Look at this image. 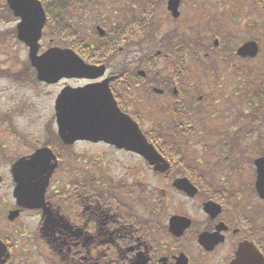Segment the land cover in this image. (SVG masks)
Returning <instances> with one entry per match:
<instances>
[{"label":"flooded vegetation","instance_id":"obj_1","mask_svg":"<svg viewBox=\"0 0 264 264\" xmlns=\"http://www.w3.org/2000/svg\"><path fill=\"white\" fill-rule=\"evenodd\" d=\"M101 1L70 0L69 20L62 9L49 10L50 18L56 27H81L89 6ZM188 1L181 0L175 20L165 10L168 0H113L124 22L132 7L149 36L158 29L135 44L160 45L107 53V63L97 65L106 67L104 77L56 85L15 81L43 95L52 114L38 131L41 118H0V264H264V197L257 189L264 122L251 109L232 115L226 103L212 101L213 94L204 93L211 76L191 74L181 47V64L171 67L164 30H178L170 29V20L186 23ZM18 22L0 6L1 24ZM108 80L118 108L155 147V163L104 141L63 142L54 110L58 94L72 82L78 88ZM214 106L218 115H208ZM39 149L52 153L43 163L52 167L45 199L39 209L22 208L11 169Z\"/></svg>","mask_w":264,"mask_h":264},{"label":"water","instance_id":"obj_2","mask_svg":"<svg viewBox=\"0 0 264 264\" xmlns=\"http://www.w3.org/2000/svg\"><path fill=\"white\" fill-rule=\"evenodd\" d=\"M16 17L21 19L18 24V39L29 48L31 66L36 69L38 80L47 84H56L63 79H98L105 74V67L86 64L73 50L51 48L39 55L40 40L46 25L47 15L38 0H7ZM179 0H170L168 9L178 18ZM101 36L104 30L98 29ZM216 44L218 42L216 41ZM259 45L250 41L241 46L237 54L241 57L255 58L259 54ZM82 64L88 72L75 75L62 73L65 60ZM109 80L104 83L91 84L84 88H66L56 101V113L59 133L66 144H73L78 140H103L117 147L137 152L155 163L159 156L154 147L148 143L138 125L117 106L111 90ZM97 114L100 119L88 118ZM72 120V131H69V120ZM51 154L48 149L38 150L30 159L21 158L13 165L16 188L14 197L18 204L25 208H40L44 200L47 183L43 184L41 176L50 173L49 166L44 169L43 162ZM50 156V155H49ZM41 160L39 167L31 166L34 160ZM259 179L258 191L264 195V160L257 162ZM49 177V175H48ZM48 180V178H47Z\"/></svg>","mask_w":264,"mask_h":264},{"label":"rangeland","instance_id":"obj_3","mask_svg":"<svg viewBox=\"0 0 264 264\" xmlns=\"http://www.w3.org/2000/svg\"><path fill=\"white\" fill-rule=\"evenodd\" d=\"M0 2H3V0H0ZM204 2L205 8L203 9L194 8L191 3L186 5V23L191 25V28L198 27L200 23H203L201 24L202 34L210 43L214 42L215 39L212 38L215 35H222V37H225L230 42L233 55H235L234 51L245 42L258 41L260 43L262 53L254 60L242 61L233 59L229 62L227 61V57L230 55L221 50L217 52V55L222 58L215 56L212 59L208 58L206 60L204 55H202L201 60L205 64L203 67H199L193 60H190L189 63V67L193 69L192 71H196L199 74L201 70H207L208 75L211 76L214 86L211 82L210 84L208 83L207 87H209V90H204V93H212L213 100H221L220 96H222L223 103L231 102L230 108L232 107V111H243L245 113L248 109L245 104V95L247 93L253 94L258 83L259 75L264 72V10H262L257 0H204ZM120 5L121 7L123 6L121 2ZM116 7L117 5L113 1L102 0L101 6L95 11V14L88 13L89 19L84 26L89 30L91 36H94V33L96 34L95 29L97 26H101L107 30L112 23L117 22L114 13ZM171 24L174 23L170 20V29L173 27ZM14 30H16L15 24L0 23V35H2L3 41H7L5 37H9V41L12 42L14 39ZM197 30L199 31V29ZM170 33L164 30L165 35H170ZM233 37L234 39L231 41ZM50 39L46 37V40L42 42L45 48L49 46ZM51 45L61 47L57 43ZM158 45L159 43H152L148 48H153ZM8 46L7 43L3 45L4 48ZM146 49L147 46L137 44H134L130 48V50L136 53H143ZM11 53L14 56V60L18 59L24 64L27 63L28 50L24 46H12ZM5 60L6 58L0 59V64L4 63ZM10 65L11 61L9 63L5 62L2 67H8ZM210 67L217 69H209ZM223 77H225L224 82H226L227 86L220 84L223 81L221 80ZM69 84L74 86L73 82ZM218 85L227 87V89L222 92L220 90L215 91ZM53 89L58 91L60 87ZM236 92L239 93L237 94ZM236 94L237 99L235 98ZM42 96L39 97L34 89L28 87V85H18L8 79H0V113L4 115L10 114L14 122L19 123H24L30 117L41 118L36 125L35 130L37 131L40 130L43 121L52 114L49 101ZM32 106H36V108L33 109ZM3 172V170H0V175Z\"/></svg>","mask_w":264,"mask_h":264},{"label":"trees","instance_id":"obj_4","mask_svg":"<svg viewBox=\"0 0 264 264\" xmlns=\"http://www.w3.org/2000/svg\"><path fill=\"white\" fill-rule=\"evenodd\" d=\"M43 1L45 8L48 10L57 11V9H62L61 12L63 13V17H67L69 14L70 16L74 12L75 9H70V0H41ZM260 1V0H259ZM193 4V7L197 8H205V2L204 0H189L187 4ZM262 7L264 8V0L260 1ZM197 5V6H196ZM51 20V19H50ZM151 21V20H150ZM149 21V23H150ZM54 19L51 20L50 23V32L55 33L56 35L60 36L62 39H66V42L64 41L63 46L67 48H72L76 52H78L81 55H86L87 60L90 62H96V63H107V59L105 58V55L107 53H116L119 51V49L124 46L127 51L130 50L132 46H134V40L137 38H140L141 36L145 37V39H152L153 34H147V32L151 33L149 30V26L146 24H140L136 20V14L133 12V15H131L125 22H120L118 26L112 27L107 36L103 38L101 41H97L95 43L94 47L91 48V45L85 44L83 42L78 41V38L89 36V34L86 33V29L83 28L84 26H76V28L68 30L65 28V26H61V28H57L54 25ZM63 27V28H62ZM70 27V26H69ZM152 26H150L151 29ZM59 29V30H58ZM75 39H74V38ZM213 38H220L221 45L220 50H223L225 53L231 54L232 61L233 57H236L233 55V50L230 47V42L225 39V37H222V35L217 34ZM6 39V38H5ZM206 39V41H204ZM234 37L231 41H233ZM75 40V42H74ZM7 43L9 46L4 48L3 45ZM208 43L207 38H205L201 32L195 37H189L187 41H176L173 45V52L177 53L176 50H178L179 47L182 48V51H180V56L182 57L183 53L190 52L191 58L198 62V59L200 57V54L202 53H210L215 52L217 49L214 48L212 45ZM12 46H18V43L16 41L9 42L3 41V38H0V55H7V61L13 62L15 65L13 68H0V78L1 77H8L14 81H28L29 83L33 82V77L29 72L24 71L25 68H18L19 61L12 60L10 57L11 54V48ZM89 53H96L93 57L87 56ZM174 62H172V65L174 67L177 66L178 57L172 58ZM200 61V60H199ZM229 61V62H230ZM18 62V63H17ZM170 63V62H169ZM27 79V80H25ZM245 104L249 105L253 116L257 119H262L261 121L264 122V72L259 75L258 83L256 88L254 89L253 94L247 93L245 95ZM247 106V107H249ZM1 117V116H0Z\"/></svg>","mask_w":264,"mask_h":264},{"label":"snow or ice","instance_id":"obj_5","mask_svg":"<svg viewBox=\"0 0 264 264\" xmlns=\"http://www.w3.org/2000/svg\"><path fill=\"white\" fill-rule=\"evenodd\" d=\"M89 69L83 66L82 64H79L77 62H73L71 59L65 60L62 64V73L67 75H75V74H82L88 72ZM91 119H100L101 117L97 114H92L90 117ZM72 120L73 118L70 117L69 120V131H72ZM41 160H34L32 162L31 166L39 167L41 165Z\"/></svg>","mask_w":264,"mask_h":264}]
</instances>
